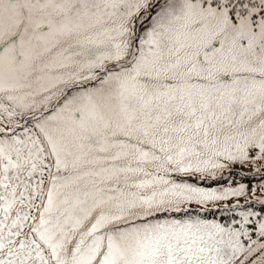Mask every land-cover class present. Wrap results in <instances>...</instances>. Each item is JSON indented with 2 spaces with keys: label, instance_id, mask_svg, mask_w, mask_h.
<instances>
[{
  "label": "snow or ice",
  "instance_id": "obj_1",
  "mask_svg": "<svg viewBox=\"0 0 264 264\" xmlns=\"http://www.w3.org/2000/svg\"><path fill=\"white\" fill-rule=\"evenodd\" d=\"M0 264H264V0H0Z\"/></svg>",
  "mask_w": 264,
  "mask_h": 264
},
{
  "label": "trees",
  "instance_id": "obj_2",
  "mask_svg": "<svg viewBox=\"0 0 264 264\" xmlns=\"http://www.w3.org/2000/svg\"><path fill=\"white\" fill-rule=\"evenodd\" d=\"M248 183H249V186L251 187V182L249 181Z\"/></svg>",
  "mask_w": 264,
  "mask_h": 264
}]
</instances>
